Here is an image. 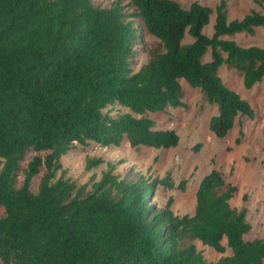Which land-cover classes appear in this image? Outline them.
Masks as SVG:
<instances>
[{"label": "trees", "instance_id": "trees-1", "mask_svg": "<svg viewBox=\"0 0 264 264\" xmlns=\"http://www.w3.org/2000/svg\"><path fill=\"white\" fill-rule=\"evenodd\" d=\"M99 7L91 0H0V260L5 264H264V239L247 240L246 209L232 208L236 186L212 169L197 187L193 214L177 216L148 204L154 184L119 179L109 170L76 188L59 176L60 156L73 143L171 147L173 129H155L146 115L179 107V78L199 87L217 107L210 129L226 135L237 116H253L247 100L217 72L236 67L248 88L264 76V47L223 38L264 26L250 10L228 21L226 0L215 5L212 35L202 28L212 8L193 1L128 0ZM156 37L163 52L132 71L141 31ZM185 33L193 38L182 42ZM210 48L211 60L203 61ZM222 52L226 55L223 56ZM125 107L114 115L107 106ZM27 149L44 151L28 162L23 183L15 170ZM100 162L88 159V166ZM41 166L38 189L29 183ZM231 254L207 261L194 243Z\"/></svg>", "mask_w": 264, "mask_h": 264}, {"label": "rangeland", "instance_id": "rangeland-1", "mask_svg": "<svg viewBox=\"0 0 264 264\" xmlns=\"http://www.w3.org/2000/svg\"><path fill=\"white\" fill-rule=\"evenodd\" d=\"M99 7H109L118 2L124 11L132 12L134 8L128 0H91ZM187 8L193 1L209 6L212 12L209 21L202 28L206 35H212L215 21V5L219 0H176ZM250 10L261 12V6L255 0H226L227 20L241 19ZM242 46L256 45L264 47V26H255L253 32H239L225 35ZM193 40L187 33L182 42ZM135 53L130 64L134 72L148 62L150 57L163 52L162 43L144 30L135 42ZM223 56L226 55L222 52ZM203 61L211 60L210 48L203 56ZM223 83L248 101L253 109V116H237L231 130L218 137L210 129V118L217 113V107L207 102L199 87L191 86L184 78H179L182 88L180 100L183 105L167 107L163 112L146 115L154 120L155 129H173L178 134V142L171 147L130 146L123 141L118 146H104L89 141L86 144L74 142L73 146L60 156V169L55 171V178L63 176L75 184L76 188L98 181L103 172L110 171L119 179L131 181L145 180L154 184L148 196V204L156 210L168 207L174 215L193 214L195 193L201 179L212 169L218 170L224 180L236 186L229 199L232 208H245L246 220L250 224L244 238L264 239V76L250 88L246 87L243 77L236 67L223 63L217 72ZM112 115L127 111L125 107L107 106ZM44 151L27 149L15 170V186L23 183L25 170L34 155L43 156ZM99 158L100 162L88 166V159ZM3 159L0 158V168ZM45 172L41 166L39 172L32 176L29 189L36 192L40 177ZM4 209L0 207V217ZM187 242L195 244L207 261L231 254L226 240H222L225 252L220 253L202 244L194 238ZM0 264L3 263L0 260Z\"/></svg>", "mask_w": 264, "mask_h": 264}]
</instances>
